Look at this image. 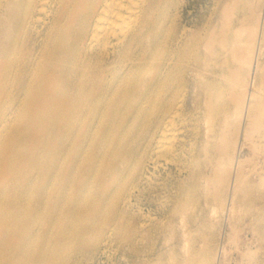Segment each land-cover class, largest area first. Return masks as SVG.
<instances>
[{
  "label": "bare ground",
  "instance_id": "obj_1",
  "mask_svg": "<svg viewBox=\"0 0 264 264\" xmlns=\"http://www.w3.org/2000/svg\"><path fill=\"white\" fill-rule=\"evenodd\" d=\"M178 1L0 0V264H81L108 229V238L125 230L129 236L132 197L146 171L159 168L161 152L169 154L180 141L176 122L192 88L191 102L203 105L197 117L209 126L204 151L214 152L217 164L208 184L212 198L249 201L245 178L230 183L243 178L239 169L249 158H241L239 148L233 160L228 150L239 139L252 154L260 150L262 100L249 113L245 106L262 82L252 78L253 91L231 119L225 88L216 85L221 78L238 86L227 57L232 50L235 58L241 45L213 38L191 52L182 36L165 28ZM240 1L226 2L225 9ZM217 45L227 57L203 76L207 55L220 56ZM263 55L252 50L253 71ZM195 128L199 145L203 132ZM227 159L237 163L238 176L225 168ZM198 170L193 166L186 177L195 181ZM173 197L180 200L182 191ZM256 218L264 238L262 209ZM188 228L198 230L199 220ZM208 254L193 246L188 264H211Z\"/></svg>",
  "mask_w": 264,
  "mask_h": 264
},
{
  "label": "rangeland",
  "instance_id": "obj_2",
  "mask_svg": "<svg viewBox=\"0 0 264 264\" xmlns=\"http://www.w3.org/2000/svg\"><path fill=\"white\" fill-rule=\"evenodd\" d=\"M232 1L179 0L177 5L171 7L170 20L165 22V28L171 37L182 36L183 45L188 44L191 52L198 44L202 47L203 43L213 38L220 42V39L229 37L233 38L234 44L241 45L235 58L232 50L227 57L223 46L217 45L220 56L212 60L207 55L201 64L203 76L218 70L220 61L226 57L232 65L235 64L237 74L234 80L238 86L233 89L227 79L221 78L217 79L219 84L216 86L225 88L227 97L224 102L230 103L231 119L234 116L238 119L237 111H241L247 93L254 89L251 83L253 77H257L262 83L255 88V96L247 97L249 101L245 106L246 113L252 111V105L257 99L262 100L261 110L264 113V55L259 70L253 71L251 63L254 48L257 47L264 53V0H250V6H246L243 0L234 8L225 9L226 2ZM173 26L176 27L175 30H171ZM242 26L245 30L239 37L235 32ZM243 48L245 52H242ZM204 50L206 53L205 48ZM184 64L187 66L189 61ZM194 94L193 88L187 92V111L176 122L180 141L169 154L161 152L159 168L155 173L153 167L146 171L147 177L132 197L135 203L131 210L134 226L127 229H131L130 235L124 238L127 235L125 230L122 235L108 238V229L95 247L86 249L87 256L81 264H188L187 250L193 246L208 249L209 254L206 256L211 264H264V238L260 237L258 228L254 226V222H258V209H262L264 219V200L261 198L264 194V131L260 136L262 139L258 138L261 147L256 154H252L250 144L245 139H239L228 150L233 160L238 157L239 148L243 149L240 157L249 158L239 169L243 178H237V181L236 178L230 179L231 184L248 182L249 201L241 204L238 200L235 203L232 201V194L231 198L214 200L208 184L209 178L216 174L217 164L212 158L214 152L207 154L204 151V133L209 126L207 121L200 122L197 117L199 112L203 113V105L201 102H191ZM231 96L235 98L231 99ZM194 127L196 132L199 129L203 132L199 145H196L199 135H195ZM217 141L219 139L215 143ZM181 142L182 145L179 146ZM209 157L213 166L209 163ZM233 160L227 159L225 168L229 167L234 176H238L237 163L233 164ZM193 166L199 169L195 181L186 177L190 175L189 171ZM128 187L131 188L132 184ZM175 191H182L180 200L173 197ZM182 201L184 209L181 207ZM194 219L199 220L198 230L188 228ZM185 230H192L194 233L184 235ZM221 233L224 235L223 239H220ZM248 248L251 249L248 255H243Z\"/></svg>",
  "mask_w": 264,
  "mask_h": 264
}]
</instances>
